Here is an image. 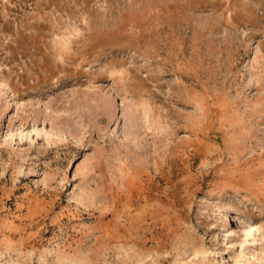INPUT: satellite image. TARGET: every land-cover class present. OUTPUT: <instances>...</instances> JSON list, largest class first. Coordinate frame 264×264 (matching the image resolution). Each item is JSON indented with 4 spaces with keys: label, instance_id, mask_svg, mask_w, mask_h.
Here are the masks:
<instances>
[{
    "label": "rangeland",
    "instance_id": "374dc122",
    "mask_svg": "<svg viewBox=\"0 0 264 264\" xmlns=\"http://www.w3.org/2000/svg\"><path fill=\"white\" fill-rule=\"evenodd\" d=\"M0 264H264V0H0Z\"/></svg>",
    "mask_w": 264,
    "mask_h": 264
}]
</instances>
